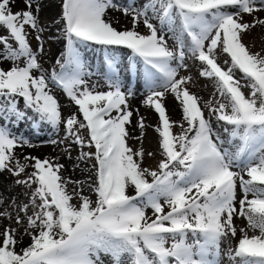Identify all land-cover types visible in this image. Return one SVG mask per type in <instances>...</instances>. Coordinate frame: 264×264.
<instances>
[{"label": "snow or ice", "instance_id": "obj_1", "mask_svg": "<svg viewBox=\"0 0 264 264\" xmlns=\"http://www.w3.org/2000/svg\"><path fill=\"white\" fill-rule=\"evenodd\" d=\"M50 6L0 0V173L30 190L0 211L10 221L0 264H264V51L244 40L264 28V0H60L52 22L64 50L49 69ZM93 50L99 64L85 55ZM188 60L214 83L212 99L191 91ZM125 74L143 81V103L158 114L155 167L144 164L155 155L143 147L145 118L139 135L130 130L137 93ZM56 90L75 112L63 115ZM168 96L180 121L170 119ZM21 124L63 130L48 142L78 145L95 178L73 180L58 159L21 156L36 146Z\"/></svg>", "mask_w": 264, "mask_h": 264}, {"label": "rangeland", "instance_id": "obj_2", "mask_svg": "<svg viewBox=\"0 0 264 264\" xmlns=\"http://www.w3.org/2000/svg\"><path fill=\"white\" fill-rule=\"evenodd\" d=\"M50 2L49 0H45V3L51 5ZM52 10L53 9L51 7H45L43 9V13H46L48 16H55V11ZM113 15H115V13H113ZM50 19L51 18H47L42 15V20L47 25V30L43 33L45 38L46 55L43 57L42 63L44 64V67L49 69L54 66L55 60L60 57V53L64 50L62 32L60 30H58L61 33V40L59 39V42H56L54 38H50L53 37L50 34L53 29L52 22ZM130 26L131 25L127 23V27ZM244 40L252 48V51H264V28L257 27V29L252 30L248 35H246L244 37ZM31 43L35 48L37 43L35 39H32ZM123 51L125 52L124 58L126 59L130 55V50L121 49V52ZM85 55L87 59L93 64L100 63L99 54L96 51H87L85 52ZM224 58V56H221L220 61H223ZM187 63L189 64L187 74L193 77L191 91L203 97L205 101L212 99V96L215 93L214 83L211 80L200 77L198 75V63H194L192 60H188ZM237 75L239 76L240 74L237 73ZM123 79L126 85L134 87L137 93L136 96L131 99V106H134L133 109L138 110V112L134 111L133 113V123L131 125L130 130L133 135H139V129L136 127L137 118L138 116H142L145 118V123L147 126L145 129V134H151L150 136L152 137L153 141V145L149 147V151L153 152L155 155L153 157L146 156L144 164L145 166L155 167L160 159L158 134L154 130L155 126L159 124L158 114L154 111L153 108L147 107L143 103L146 92L143 86V81L141 79L134 78L128 74H125ZM97 80H100V83L103 84V80L100 79V77L94 76L92 78L93 82ZM244 91L247 93L248 90L244 89ZM56 95L62 105V111L65 117L71 114L72 112L76 111V107L69 101V99L65 96L62 91L56 90ZM165 104L168 109L170 119L173 121H180L182 119V112L179 106V102L176 101L172 96H168L165 101ZM16 131H18V133L22 134L23 136L28 138L34 145H36L35 147H24L22 149H18L17 151L21 156L31 155L40 158H49L53 161H56L58 159L59 163L65 166L64 175L66 177H70L73 180L90 182V180L95 178L92 175L94 169H92L91 167L92 164L95 163V161L84 162L78 160L77 158L80 155V148L78 145L72 144L71 142H67L65 144L60 145H53L48 142L51 139H62L64 136L63 130H61L59 134H57L55 130H53L50 126H43L39 130V134H37V130L31 127L30 124H21L19 129H17ZM174 131L179 132L180 129L175 128ZM129 143L134 148L140 145V142L135 140L129 141ZM68 151H70L71 153L70 159L67 155ZM84 151H88V149H84ZM77 164L79 165V167H76ZM14 181L15 177H13L7 171L0 173V197L4 199V204L0 205V211H3L4 208H8V211H12V209L8 207V205L13 198H15L17 203L27 202L28 197L25 195V193H30V190L25 187L16 185ZM85 190L87 191V188ZM88 194L92 195V198L95 199L94 194L90 192ZM73 202L75 203V200ZM149 214H151L150 210ZM9 223L10 221H8L7 219L0 218V230H3V228L5 226H8ZM236 223L241 227L247 226V222L243 218L238 219ZM12 226L15 227L16 225L12 223ZM27 243H29V239L27 236H24L23 244L26 245Z\"/></svg>", "mask_w": 264, "mask_h": 264}, {"label": "bare ground", "instance_id": "obj_3", "mask_svg": "<svg viewBox=\"0 0 264 264\" xmlns=\"http://www.w3.org/2000/svg\"><path fill=\"white\" fill-rule=\"evenodd\" d=\"M51 0H49V2H50ZM51 8L53 9L52 11H55V16H48L46 13H43V11H42V15L44 16V17H47V18H51L50 20H51V22H52V20H53V18H58V16H59V13H60V0H52L51 2ZM52 13V12H51ZM115 17H117V18H119L120 19V21H121V25H125V26H127V21H125L124 20V18H123V16L120 14V13H118V12H115V15H114ZM50 22V23H51ZM52 26H53V29H52V32L50 33L51 34V36H53V37H61V33H60V31H58L59 30V28H58V25L57 24H54L53 22H52ZM119 27V26H118ZM131 27V26H130ZM57 29V30H56ZM56 40V42H59V39H55ZM61 40V39H60ZM123 53V56H124V51L122 52ZM127 54V53H126ZM132 108H134V106H132ZM151 134H145V136H144V139H143V147H144V149L146 150V151H149V147L151 146V145H153V141H152V137L150 136ZM140 146V145H139ZM138 146V147H139ZM43 150V149H42Z\"/></svg>", "mask_w": 264, "mask_h": 264}]
</instances>
